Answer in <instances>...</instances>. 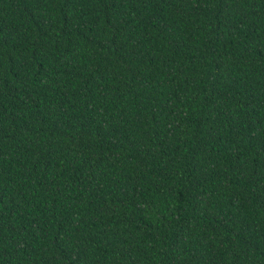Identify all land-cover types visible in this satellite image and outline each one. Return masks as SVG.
<instances>
[{
    "label": "trees",
    "instance_id": "16d2710c",
    "mask_svg": "<svg viewBox=\"0 0 264 264\" xmlns=\"http://www.w3.org/2000/svg\"><path fill=\"white\" fill-rule=\"evenodd\" d=\"M0 264H264V0H0Z\"/></svg>",
    "mask_w": 264,
    "mask_h": 264
}]
</instances>
